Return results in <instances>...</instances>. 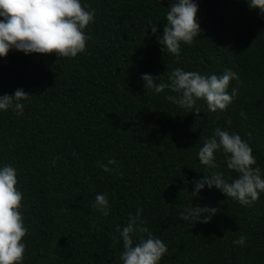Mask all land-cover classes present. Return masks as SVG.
Segmentation results:
<instances>
[{"label":"trees","instance_id":"16d2710c","mask_svg":"<svg viewBox=\"0 0 264 264\" xmlns=\"http://www.w3.org/2000/svg\"><path fill=\"white\" fill-rule=\"evenodd\" d=\"M172 2L81 0L95 9L84 52L0 56V95L29 94L23 115L0 110V168L16 169L23 194V264H123L116 229L132 216L166 244L159 264H264V193L249 205L207 185L193 193L206 174L237 178L222 151L214 168L199 161L217 127L238 133L264 174V16L248 0H193L201 32L175 56L158 43ZM176 68L208 77L231 69L240 83L228 91L238 94L215 113L197 101V117L167 99L179 94L144 87L143 74L171 83ZM110 158L115 171L104 172ZM98 194L108 216L93 207ZM193 207L218 211L208 223L179 219Z\"/></svg>","mask_w":264,"mask_h":264},{"label":"clouds","instance_id":"9594fccd","mask_svg":"<svg viewBox=\"0 0 264 264\" xmlns=\"http://www.w3.org/2000/svg\"><path fill=\"white\" fill-rule=\"evenodd\" d=\"M250 9H259L264 16V0H248ZM198 5L193 0H175L166 13L163 35L158 36L162 51L179 56L181 43L191 45L200 32L197 20ZM95 9L87 10L81 0H0V56H7L16 49L25 54H53L58 57L74 58L86 49L90 39L85 30L94 21ZM153 35L158 32L157 26L151 27ZM146 90L163 93L165 89L179 94L168 95L167 99L182 108L200 116L197 101L204 100L210 112L225 111L238 94V87L228 89L231 81L240 83L239 76L231 69L222 75H201L196 71H185L176 68L169 77L171 83L157 82L161 76L143 74ZM29 94L17 89L12 95H0V110L12 108L23 115L24 104ZM244 116V113H241ZM246 118V117H245ZM227 123L231 125L232 121ZM222 151L226 157L229 170L237 173V178L228 182L222 173L205 175L194 180V194H198L207 185L215 187L227 197L237 200L242 205L252 204L264 193V174L257 166L256 157L249 144L238 133H230L217 127L212 137L204 140L198 152L201 164L216 167L214 153ZM115 159L101 163L104 172H113ZM17 171L12 165L0 168V264H23L26 249L23 243L28 229L24 226L21 213L23 194L16 185ZM104 216L109 215V201L105 195L98 194L93 205ZM140 212L143 210L140 209ZM216 208L193 207L180 214L179 219L189 224L198 220L208 223L217 213ZM205 213L204 215H201ZM146 221L139 216H132L122 229L117 226V233L123 241L120 259L123 264H159L168 252L166 244L153 236L145 227ZM138 242L134 243L133 236ZM114 240L117 237H113ZM246 237L234 240L236 245H243Z\"/></svg>","mask_w":264,"mask_h":264}]
</instances>
